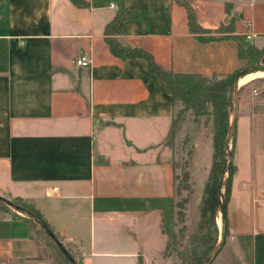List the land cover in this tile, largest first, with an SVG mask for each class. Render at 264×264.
<instances>
[{
  "label": "crops",
  "instance_id": "1",
  "mask_svg": "<svg viewBox=\"0 0 264 264\" xmlns=\"http://www.w3.org/2000/svg\"><path fill=\"white\" fill-rule=\"evenodd\" d=\"M185 1L213 32L240 13L234 34L264 49V0ZM126 5L119 40L164 71L210 77L245 64L236 41L197 40L175 0ZM116 13L70 0H0V196L33 205L81 264H160L177 230V144H168L175 108L145 60L111 52L105 29ZM81 55L90 67L74 64ZM243 78L237 171L212 264H264V114L255 113L263 101L243 96L264 77ZM202 122L188 118L175 135L193 134L195 155L203 138L190 126ZM31 233L24 218L0 214V264H52Z\"/></svg>",
  "mask_w": 264,
  "mask_h": 264
},
{
  "label": "trees",
  "instance_id": "2",
  "mask_svg": "<svg viewBox=\"0 0 264 264\" xmlns=\"http://www.w3.org/2000/svg\"><path fill=\"white\" fill-rule=\"evenodd\" d=\"M70 1L77 7L81 8H99L112 5L117 7V13L114 19L105 29L107 43L109 44L111 52L122 60H145L149 72L165 84L166 91L170 95L175 108L171 130L172 140H175L178 127L188 116H191L194 121H199L201 118H205V122L211 124L214 150L213 161L199 205L201 217L197 230L188 237L187 245L183 248L180 247V242L184 235L182 229L178 230V228H180L179 224H184L185 221V206L187 200H178L176 201L175 206L177 214V230L172 237V253L177 257L180 264H204L209 253L219 243V229L216 223V218L219 211H221L222 202L227 206V203L231 198L233 178L237 171V166L233 160L236 128L231 142L233 147L231 151L226 149V142L228 140L234 113L236 80L237 78L241 79L248 74L259 71L258 66L264 59V49L257 48L246 36L234 34V22L241 17V14L238 13L232 15V4H227V13L232 15L230 22L227 25H222L217 31L213 32L205 30L200 26L194 9L185 0H175L186 7L189 31L195 35L197 40L207 43L232 39L237 42L239 56L241 60L245 61V64L243 67L232 73L214 74L210 77L190 73L168 72L164 71L157 64L153 55L147 51L139 47L125 45L119 40V24L127 11L126 0ZM248 67L252 69H248V71L244 73V70ZM242 89L243 88L239 90V93ZM255 113H263L261 112L260 106L257 105L255 107ZM192 153L193 149H191L188 154ZM183 170V188L184 190H189L191 184L188 166L185 165ZM224 173V181L220 188V182ZM176 182H178V176L176 177ZM221 192H223V197L220 195ZM179 196L180 192L177 183L176 197ZM11 201L43 219L41 213L36 210L33 205L27 204L19 198H13ZM10 210V207L0 200V214L9 216L8 213H10ZM12 217H22L31 225V236L36 242L37 239L35 238V235L45 238L56 252L57 258L61 264H72L60 250L55 241L38 223L25 216L19 215L18 213H15ZM37 244L39 243L37 242ZM68 252L71 254L76 264H81L69 250ZM215 257H213L209 264H211Z\"/></svg>",
  "mask_w": 264,
  "mask_h": 264
},
{
  "label": "rangeland",
  "instance_id": "3",
  "mask_svg": "<svg viewBox=\"0 0 264 264\" xmlns=\"http://www.w3.org/2000/svg\"><path fill=\"white\" fill-rule=\"evenodd\" d=\"M264 61V59H263ZM248 69H252L249 68ZM258 70L257 72L260 73H264V63L262 62L259 66H258ZM248 71V70H247ZM254 72V73H257ZM262 79V80H260ZM253 90H256L258 92L257 95H255L253 93ZM253 95V97L256 98H261L263 101V104H261L260 108H261V112L264 113V78H257L256 81H254V83L251 85V87L245 91L243 93V96L246 95ZM240 94V93H239ZM241 95V94H240ZM251 95V97H252ZM241 100V98H240ZM188 118L192 117H187L186 120ZM205 119V118H204ZM194 127H196V130H194ZM192 133H194L195 135L197 134L198 137L203 138L202 141L199 145L197 144V153L196 155L194 154V152L192 154H188L189 151L191 149H193V141H194V136L193 134H187L186 136L184 134H182V137H180V139H176L172 140L169 139L168 140V144L171 145V143L173 145L177 144V147L175 148V160L177 162V176H178V187H179V192H180V196L177 197V201L179 200H187V204L185 206V210H186V214H185V221L184 224H179V229H182L183 232V238L181 239L180 242V247H184L185 245H187V241H188V237L190 235H192L193 233L196 232L197 230V226L199 224L200 221V217H201V213H200V208L196 207L194 205L195 200L197 199V194L198 192H202L204 190V186H205V182L208 178L209 175V171L212 165V161H213V141H212V137L207 138L206 136H208L211 133V124L207 123L206 125L202 122L197 126H190ZM232 143L230 144L229 150L231 151L232 149ZM195 156V158H194ZM193 158H194V164H192L193 162ZM187 165L188 166V170L190 172V184H191V188L189 190H184V184L182 183V177H183V168L184 166ZM193 165V167H192ZM192 167V170H191ZM182 189H181V188ZM223 193V192H222ZM7 199H9L10 201L13 200V198L11 197H5ZM189 204L191 205L190 211L188 210V206ZM11 209V208H10ZM189 211V212H188ZM15 213H17L16 211H14L13 209L10 210V213H8V215L12 216ZM21 215V214H19ZM216 223L219 229V242L221 239V234H222V214L221 211H219L217 218H216ZM35 238L37 239V242L42 245L44 247V252H45V256H47L52 264H61V262L58 260L56 252L54 251V249L49 245V243L45 240V238L40 237L35 235ZM172 249L173 246L171 247L170 251H167L164 255V257L162 256L159 263L160 264H180L179 260L177 259V257L172 253ZM171 254V258L170 255ZM165 259V260H163ZM212 264V263H211Z\"/></svg>",
  "mask_w": 264,
  "mask_h": 264
},
{
  "label": "water",
  "instance_id": "4",
  "mask_svg": "<svg viewBox=\"0 0 264 264\" xmlns=\"http://www.w3.org/2000/svg\"><path fill=\"white\" fill-rule=\"evenodd\" d=\"M246 72H244V73H246ZM239 80H240V78H237V80H236L234 113H233V117H232V121H231V127H230L228 140L226 142V149L227 150H229V147H230V144L232 142L233 135H234V130H235L236 125H237V118H238L239 105H240ZM224 177H225V173L222 176V179H221V182H220V188H221V186L223 184ZM220 195H221V197H223V193L222 192L220 193ZM0 200L3 201L6 205H8L11 209L16 211L18 214H21L22 216H25L28 219L38 223L46 231V233L55 241V243L59 246V248L63 252V254L67 257V259L72 264H76L75 260L71 256V254L68 252V250L65 248V246L60 242V240L57 238V236L53 233V231L51 230V228L48 226V224L45 222L44 219H42L41 217L33 214L32 212H30L26 208L21 207V206L15 204V203H13L12 201H10L9 199H7L5 197L0 196ZM221 214H222V234H221L220 242L209 253V255H208L207 259L205 260L204 264H209L210 261L213 259V257H215L219 253V251L222 249V247L224 245V242H225L226 206H225V204L223 202L221 204Z\"/></svg>",
  "mask_w": 264,
  "mask_h": 264
},
{
  "label": "built area",
  "instance_id": "5",
  "mask_svg": "<svg viewBox=\"0 0 264 264\" xmlns=\"http://www.w3.org/2000/svg\"><path fill=\"white\" fill-rule=\"evenodd\" d=\"M24 44L25 43L23 41H21V45H24ZM73 62L78 67L87 68V67H90L92 60H91L90 56L81 55V56L77 57L76 59H74Z\"/></svg>",
  "mask_w": 264,
  "mask_h": 264
},
{
  "label": "bare ground",
  "instance_id": "6",
  "mask_svg": "<svg viewBox=\"0 0 264 264\" xmlns=\"http://www.w3.org/2000/svg\"><path fill=\"white\" fill-rule=\"evenodd\" d=\"M255 77H264V73H254V74H251V75H248L247 77L243 78L241 81H240V84H244L247 80L249 81L250 79H253Z\"/></svg>",
  "mask_w": 264,
  "mask_h": 264
}]
</instances>
